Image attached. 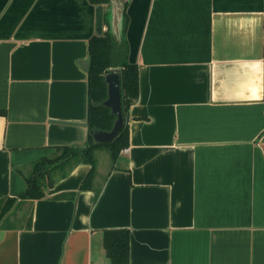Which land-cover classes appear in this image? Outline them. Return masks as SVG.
<instances>
[{"label":"crops","instance_id":"1","mask_svg":"<svg viewBox=\"0 0 264 264\" xmlns=\"http://www.w3.org/2000/svg\"><path fill=\"white\" fill-rule=\"evenodd\" d=\"M126 12L140 81L128 151L96 149L91 189V165L68 160L43 197L20 200L37 161L88 139L96 6L0 0V215L10 198L29 208L0 220V264H110L104 232L119 228L129 264H264V0Z\"/></svg>","mask_w":264,"mask_h":264},{"label":"trees","instance_id":"2","mask_svg":"<svg viewBox=\"0 0 264 264\" xmlns=\"http://www.w3.org/2000/svg\"><path fill=\"white\" fill-rule=\"evenodd\" d=\"M93 5H108L110 0H89ZM129 22L127 12L125 13V28ZM105 24L107 20L105 18ZM88 68V139L83 145H63L56 147V155L37 161L32 174L27 178L28 187L20 194V200L38 199L45 195L46 187L53 183L51 172L53 168L63 166L66 161L74 160L78 163H88L91 168L82 181V189L94 187L96 174L95 151L98 148H107L112 160L115 161L120 152L129 145L128 123L113 141L96 142L93 136L95 130H110L116 119V115L104 104L108 96L106 74L111 67H121L124 77V106L127 113L131 105L138 99L140 93L139 65L128 59V46L125 38L121 43L115 40L109 28L102 34H95L89 40ZM4 110H0L3 114ZM16 199H7L1 209L0 220L14 206ZM32 220L29 221V227ZM8 228L7 226H3ZM104 247L110 264H129L130 260V231L127 228L107 229L104 232Z\"/></svg>","mask_w":264,"mask_h":264},{"label":"water","instance_id":"3","mask_svg":"<svg viewBox=\"0 0 264 264\" xmlns=\"http://www.w3.org/2000/svg\"><path fill=\"white\" fill-rule=\"evenodd\" d=\"M130 0H110L109 6L105 9L104 5L96 6V32L102 34L104 32L105 18L110 33L119 43L124 39L125 13ZM89 68L90 62L84 63ZM106 82L108 86V96L104 100V104L111 109L116 115L114 125L110 130H95L93 136L96 142L113 141L128 123V113L124 106V77L121 67H111L106 74ZM88 124V123H87ZM5 230H0V241L5 236Z\"/></svg>","mask_w":264,"mask_h":264},{"label":"rangeland","instance_id":"4","mask_svg":"<svg viewBox=\"0 0 264 264\" xmlns=\"http://www.w3.org/2000/svg\"><path fill=\"white\" fill-rule=\"evenodd\" d=\"M106 7H108V5H106ZM105 151H109L107 148H105ZM11 210H15V216L18 217L20 215H22V217H26L29 214V208L28 207H24V209L21 208V206L19 205H15L11 208ZM9 210L8 213L11 211ZM23 210L25 213H23ZM22 218V219H23ZM23 221V220H22Z\"/></svg>","mask_w":264,"mask_h":264},{"label":"built area","instance_id":"5","mask_svg":"<svg viewBox=\"0 0 264 264\" xmlns=\"http://www.w3.org/2000/svg\"><path fill=\"white\" fill-rule=\"evenodd\" d=\"M125 150L128 151V147Z\"/></svg>","mask_w":264,"mask_h":264}]
</instances>
